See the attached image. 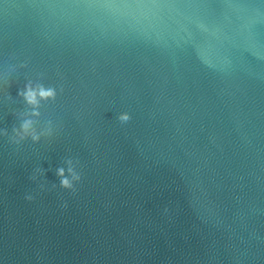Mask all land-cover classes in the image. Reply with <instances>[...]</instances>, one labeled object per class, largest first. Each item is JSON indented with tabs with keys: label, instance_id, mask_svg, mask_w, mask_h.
I'll return each instance as SVG.
<instances>
[{
	"label": "water",
	"instance_id": "water-1",
	"mask_svg": "<svg viewBox=\"0 0 264 264\" xmlns=\"http://www.w3.org/2000/svg\"><path fill=\"white\" fill-rule=\"evenodd\" d=\"M0 264H264V0H0Z\"/></svg>",
	"mask_w": 264,
	"mask_h": 264
},
{
	"label": "clouds",
	"instance_id": "clouds-1",
	"mask_svg": "<svg viewBox=\"0 0 264 264\" xmlns=\"http://www.w3.org/2000/svg\"><path fill=\"white\" fill-rule=\"evenodd\" d=\"M53 93L52 92H41V96L42 97H48V96H51ZM27 99H28V102L29 103H32V104H34L35 103V97H34V94L31 92V91H29V93L27 94V97H26ZM30 126H31V122L29 121V122H26L25 124H24V131L25 132H27L28 131V129L30 128Z\"/></svg>",
	"mask_w": 264,
	"mask_h": 264
}]
</instances>
